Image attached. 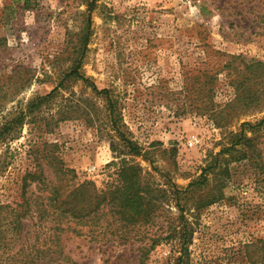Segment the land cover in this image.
I'll list each match as a JSON object with an SVG mask.
<instances>
[{"label":"rangeland","instance_id":"374dc122","mask_svg":"<svg viewBox=\"0 0 264 264\" xmlns=\"http://www.w3.org/2000/svg\"><path fill=\"white\" fill-rule=\"evenodd\" d=\"M64 75H84L109 91L118 119L143 149L136 161L150 179L192 190L183 212L175 206L167 214L178 225L174 243L162 241L145 264H177L181 255L182 264H264V125L247 129L255 154L242 140L217 155L241 122L264 118V0H0V123ZM64 85L19 139L0 146V205L24 202L21 178L40 173L45 143H56L73 171L63 182L67 191L83 181L103 189L117 177L113 132L99 125L105 97L81 79ZM68 96L89 114L47 127L44 118L69 105L61 102ZM215 156L227 168L224 186L216 189L210 170L206 182L194 184ZM181 213L192 229L184 250ZM160 220L166 225L165 215ZM139 244L83 236L67 241L66 250L76 264H137Z\"/></svg>","mask_w":264,"mask_h":264},{"label":"trees","instance_id":"16d2710c","mask_svg":"<svg viewBox=\"0 0 264 264\" xmlns=\"http://www.w3.org/2000/svg\"><path fill=\"white\" fill-rule=\"evenodd\" d=\"M71 77L88 82L95 93L105 97L106 118L105 121L99 122V125L110 126L109 133L113 132V135H110V147L119 155V162L112 163L117 166V177L103 189L96 188L91 181H83L72 183V187L67 191L63 182L75 178L73 171L66 168L56 154L58 145L45 143L49 149L42 157L36 159L41 168L40 173L29 170L21 178L24 202L17 203L16 206L0 205V264H76L71 250H66V242L83 236L95 242L115 239L124 244L137 241L140 243L137 264H145L149 253L162 241L174 243L178 225H175V220L167 214L171 213L175 206L183 212L192 190L181 191L171 181L160 184L147 176V172L143 171L140 163L136 161V158L142 156L143 149L124 128L121 119H118L119 115L114 109V101L108 90H98L84 75H64L59 85L49 93L33 97L25 110L0 123V146H7L11 141L19 139L25 123L37 121L42 109L49 106L60 89L66 88L64 84ZM242 86L244 81L235 85L236 89ZM247 93V97L243 98L249 106L254 100V95L250 97V91ZM240 98L242 95L237 93L236 100ZM61 102L69 104L71 101L68 96ZM60 105L57 111L50 114V118H44L47 127L73 117L77 118L79 113L89 114L87 108H82L80 104ZM223 110H219L216 116L223 113ZM262 125L264 118L256 124L241 122L239 131L231 133L233 137L230 139V145L217 155L234 149L242 144V140L255 154V137H248L247 129H258ZM113 136L117 137L118 141H114ZM45 166L51 173L45 174L48 172L44 169ZM214 169H217V172L213 171ZM209 170L212 171L209 172L211 174L214 172L213 182L216 189H221L225 184L223 178L227 168L216 156L205 165L199 182L194 184L206 182L204 177H207ZM32 184L34 189H31L30 195L25 196ZM182 199H185L184 205L180 203ZM3 211L7 214L4 215ZM164 215L166 225L160 220ZM25 221H28L27 227ZM30 226H33L31 235L28 229ZM154 227H157V231L164 228L166 235L162 236L158 232L147 234L149 228ZM179 230L180 250H184L190 241L192 229L183 213L180 215ZM11 244H18V247L11 254H6V248ZM181 261L182 255L177 257V264H182Z\"/></svg>","mask_w":264,"mask_h":264}]
</instances>
